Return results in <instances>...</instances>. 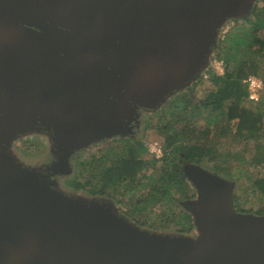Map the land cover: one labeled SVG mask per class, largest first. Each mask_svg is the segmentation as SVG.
I'll use <instances>...</instances> for the list:
<instances>
[{
  "label": "water",
  "instance_id": "95a60500",
  "mask_svg": "<svg viewBox=\"0 0 264 264\" xmlns=\"http://www.w3.org/2000/svg\"><path fill=\"white\" fill-rule=\"evenodd\" d=\"M257 0H0V264H264V215L234 207L233 182L200 165L182 201L202 241L138 226L113 202L86 205L11 152L47 130L67 156L124 135L198 79L219 28ZM66 158L55 163L65 173Z\"/></svg>",
  "mask_w": 264,
  "mask_h": 264
},
{
  "label": "trees",
  "instance_id": "16d2710c",
  "mask_svg": "<svg viewBox=\"0 0 264 264\" xmlns=\"http://www.w3.org/2000/svg\"><path fill=\"white\" fill-rule=\"evenodd\" d=\"M261 1L263 5L255 3L247 17L249 28L245 34L230 37L232 44L229 50L224 55L217 54L224 62L225 71L220 74L213 68L206 69L215 88L199 101L187 92L182 98L176 93L164 105L167 120L159 125L164 134L161 157L145 159L139 155V151L145 149L144 142L132 136H114L112 143L100 150L99 155L93 154L90 160H81L78 155L73 157L78 174L67 181L69 187L77 193L85 191L91 196H102L124 204L127 210L120 209L121 213L142 228L146 226V219L154 213L155 206H160L158 215L164 219L159 224L162 228H170L176 222L173 206H180L182 201L197 196V187L184 167L187 164L201 165L207 156L215 158L218 148L210 137L211 126H217V119L224 114H227L228 120L238 118V132L244 139H257V153L251 163L263 165L264 137L260 134L264 129V96L258 101L248 100V90L243 82L248 75L261 76L260 70L264 71V35H260L264 29V0ZM202 74L196 84L201 82ZM223 104H227V113L223 111ZM206 110L210 111L206 128L198 130L197 134L195 118ZM216 111L220 113L214 116ZM227 154L221 152L220 155ZM71 158L66 157L67 161ZM61 159L64 158L58 156L53 162V174L61 173L53 170L55 163ZM255 183L264 194V179L256 178ZM146 187L148 191L137 193V190ZM234 201L240 213L264 215V210L254 211L239 206L237 197ZM140 215L146 217L142 220L138 218ZM180 220L177 221L178 225L181 224L178 231L186 236H196L193 214L186 209Z\"/></svg>",
  "mask_w": 264,
  "mask_h": 264
},
{
  "label": "rangeland",
  "instance_id": "374dc122",
  "mask_svg": "<svg viewBox=\"0 0 264 264\" xmlns=\"http://www.w3.org/2000/svg\"><path fill=\"white\" fill-rule=\"evenodd\" d=\"M256 3H258L259 6L263 5L261 0H257ZM248 28L249 22L247 21V17L227 19L219 28L217 43L209 55L210 63L203 70V72H206L208 67L212 68L210 66H212L215 60L217 62H223L221 58L217 57V54L221 53V55H224V53L229 50L232 44L230 37L235 35L243 36ZM260 35H264V29L261 30ZM213 69L219 73L217 69ZM260 72L261 76H255L261 78L264 81V71L260 70ZM209 76L210 75L205 78L202 75L201 82L196 84L198 79L193 80L185 88L181 89L179 92H177V94H175L182 98L187 92L188 95L194 100H201L205 97L208 91L215 88V85L209 79ZM262 96H264V92ZM170 97L155 111L136 107L131 114L133 115V120L131 121L129 128L126 129V132L123 136H132L144 142L145 149L140 150L139 155L145 159H151L154 156L153 148L155 146L162 149L161 156L163 155L164 134L163 131L159 129V125L164 123V120H167V116L164 114V110H166L164 105L167 103ZM223 111L227 113V104H223ZM219 113L220 111H216L214 116L219 115ZM207 116H210L209 110L204 111L200 117L197 116L195 118L197 124L196 129L198 128L196 130L197 134L199 133L198 130L201 131L206 128ZM227 118V114H224L221 118L217 119V126H211L210 137L212 138L214 145L217 146L218 150L214 159H210L207 156L203 159L200 166L212 174L219 175L223 179L233 182V201L234 197H237L239 199V206L246 209L252 208L254 211L264 210V194L255 183L256 178L264 179V163L263 165L251 163L253 162V155L257 153L256 146L258 141L254 138L244 139L241 136V133L238 132V118H234L232 120H228ZM21 134L22 135H19L16 139H14L10 146V152L21 163L39 172L51 174V178L55 182L54 184L59 191L74 199L80 200L88 206L108 202V199L102 196H91L85 191H81L79 193L75 192L69 187L67 181L78 174L77 163L73 160V157L78 155L81 160H90L93 154L99 155L100 150H103L107 145L112 143V137L104 139V141H97L93 144L87 145L83 149H79L78 151L70 153L68 156H72V158L70 161H68L67 171L65 173H59L56 175L51 172V166L53 162L57 161L58 156L66 158L67 154L65 153L62 155V152H58L56 150L54 147L55 140L51 135V132L47 130H37L27 131ZM260 135L264 137V129ZM221 152H228L229 155H220ZM215 166H218V170L215 168ZM144 191H148V187L137 190V193ZM112 202L114 210L119 214L122 215L120 209L127 210L124 204L114 201ZM233 203L235 207V201ZM160 211L161 207L155 206L154 213L150 215L149 219H146L147 223L145 229L150 232L161 233L165 235H182L178 231L179 227H181V224L178 225L177 221L181 219L184 212L186 211V208L181 204L180 206H173L176 222H174L170 228H162L160 226L159 223L164 219V217H160V215H158L160 214ZM170 214L173 213L171 212ZM145 217V215H140L138 218L143 220ZM195 233L196 236H194V240L196 242L202 241V233L198 227H196Z\"/></svg>",
  "mask_w": 264,
  "mask_h": 264
},
{
  "label": "built area",
  "instance_id": "2783aa9c",
  "mask_svg": "<svg viewBox=\"0 0 264 264\" xmlns=\"http://www.w3.org/2000/svg\"><path fill=\"white\" fill-rule=\"evenodd\" d=\"M212 68H215L219 71V73L224 72V62H217L216 60L213 62ZM203 77L207 78L208 74L207 72H203ZM244 84L247 87L248 90V100L251 101H258L261 97L262 94L264 92V81L255 76V75H248L245 79H244ZM162 154V149L158 148L157 146H155L153 148V155L155 158H159L161 157Z\"/></svg>",
  "mask_w": 264,
  "mask_h": 264
}]
</instances>
